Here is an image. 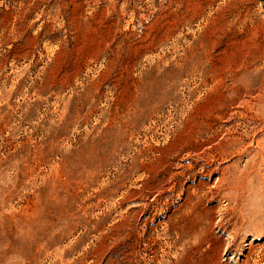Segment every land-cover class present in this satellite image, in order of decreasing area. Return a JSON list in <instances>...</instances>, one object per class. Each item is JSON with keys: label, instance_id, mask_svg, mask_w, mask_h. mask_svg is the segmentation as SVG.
I'll use <instances>...</instances> for the list:
<instances>
[{"label": "rangeland", "instance_id": "obj_1", "mask_svg": "<svg viewBox=\"0 0 264 264\" xmlns=\"http://www.w3.org/2000/svg\"><path fill=\"white\" fill-rule=\"evenodd\" d=\"M0 264H264V0H0Z\"/></svg>", "mask_w": 264, "mask_h": 264}, {"label": "bare ground", "instance_id": "obj_2", "mask_svg": "<svg viewBox=\"0 0 264 264\" xmlns=\"http://www.w3.org/2000/svg\"><path fill=\"white\" fill-rule=\"evenodd\" d=\"M242 71H243V70H242ZM245 71H246V69H245ZM247 71H248V70H247ZM238 75L240 76V75H243V74H242V72H239V71H238V72H235V73H234L233 75H231V76L239 77ZM255 90H256V89H255ZM239 92H240V91H239ZM249 92H250V91H249ZM246 93H248V92H246ZM240 94H241V93H240ZM248 94H249V93H248ZM251 94H252V93H251ZM237 95H238V94H237ZM242 95H243V93H242Z\"/></svg>", "mask_w": 264, "mask_h": 264}]
</instances>
